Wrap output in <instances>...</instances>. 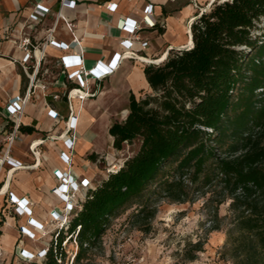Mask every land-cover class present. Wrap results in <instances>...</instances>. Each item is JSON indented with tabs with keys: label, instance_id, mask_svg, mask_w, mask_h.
Returning <instances> with one entry per match:
<instances>
[{
	"label": "trees",
	"instance_id": "obj_1",
	"mask_svg": "<svg viewBox=\"0 0 264 264\" xmlns=\"http://www.w3.org/2000/svg\"><path fill=\"white\" fill-rule=\"evenodd\" d=\"M192 36V49L145 67L150 91L132 93L127 119L109 129L114 150L139 138V151L88 192L43 264H65L69 237L79 248L73 264L81 262L135 205L132 219L145 232L157 216L156 195L181 204L197 194L215 206L213 232L227 221L234 264H264V0H218ZM228 202L231 214L220 218ZM194 251H203L201 241Z\"/></svg>",
	"mask_w": 264,
	"mask_h": 264
},
{
	"label": "crops",
	"instance_id": "obj_2",
	"mask_svg": "<svg viewBox=\"0 0 264 264\" xmlns=\"http://www.w3.org/2000/svg\"><path fill=\"white\" fill-rule=\"evenodd\" d=\"M62 1L0 0V144L10 123L6 115L7 104L28 92L31 87L29 75L36 68L35 59L30 63L24 62L27 51L18 44L27 37L33 44L28 51L32 52L34 47H38L36 55L40 58L42 51L45 55L31 87L32 98L22 118L23 127L31 128L33 133L23 131L24 142L16 144L13 149L14 159L25 167L9 175L6 181L8 191L16 198L31 202V217L42 225L51 220L53 211L61 213L65 207L54 193L60 185L58 172H70L78 182L88 179L93 188L107 178L106 172L99 167L100 162L95 163L88 158L89 155L99 156L106 152L95 146L99 136V117L111 108L110 104L104 106L105 101H115L117 97L127 100L132 93L150 91L145 67L159 66L154 62L165 53L189 49V36H186L188 24L205 14L206 10L208 13L218 0H67L71 4L63 7ZM111 4L116 5L115 10L109 9ZM149 5H154V12L149 18L151 24L146 25ZM37 6L49 8L51 12L44 19L30 21ZM127 20L141 25L135 35L140 41L149 43L145 51L138 55L145 61H123L113 76L101 82V92L97 96L68 100L66 93L81 87L78 78H70L73 70H64V56L83 55L87 70L99 61H112L116 54L124 52V42L131 38L129 30L121 27L122 22ZM51 32L53 40L67 44L78 40L80 46L69 52L55 48L47 44ZM82 79L84 90L96 89L93 80ZM50 111L57 112L59 117L53 119ZM71 111L78 119V140L73 164L69 167L63 160V154L70 152L59 136L66 129V120ZM111 126L105 129V133H108L114 150V140L109 134ZM34 143L38 145L32 152L30 148ZM113 158L110 155L105 160L113 161ZM99 173L102 176L97 179ZM2 178L5 180L6 175ZM4 206V198H0V222L3 223L0 228L1 257H6L8 263H12L13 256L17 263H25L17 255L20 240L19 249L37 254L49 246L51 238L37 241L21 239L19 226L24 225L28 217L7 213L3 220Z\"/></svg>",
	"mask_w": 264,
	"mask_h": 264
},
{
	"label": "rangeland",
	"instance_id": "obj_3",
	"mask_svg": "<svg viewBox=\"0 0 264 264\" xmlns=\"http://www.w3.org/2000/svg\"><path fill=\"white\" fill-rule=\"evenodd\" d=\"M186 36L187 33H186ZM137 99L146 95L138 91ZM104 116L99 117L98 139L95 142L97 149L105 150L100 154L104 158L99 167L107 172L117 169L121 162H125L139 151L141 139H136L131 145L125 144L122 151L113 150L111 141L105 129L114 122L125 121L124 112L129 108V98L126 100L117 97L114 101H105ZM114 108V109H113ZM26 149V148H25ZM114 157L105 160L106 157ZM99 173V179L101 176ZM195 203H171L169 199L156 195L153 198V206L157 209V216L150 221L144 231L132 219V214L137 208L135 205L130 210L122 211L117 218L112 220L108 232L101 239L99 246L89 251L88 256L77 264H234V260L228 255V225L222 223V230L214 231L216 213L215 206L208 207L210 195L197 194ZM230 202L219 207V217L225 218L231 214ZM211 208V209H210ZM199 241L203 244V251L194 253V246ZM68 258L65 264H73L79 248L75 243H69L65 247ZM196 254L195 261L186 259L187 255ZM0 264H19L13 256L12 263H8L6 257L0 258ZM30 264V263H21Z\"/></svg>",
	"mask_w": 264,
	"mask_h": 264
},
{
	"label": "built area",
	"instance_id": "obj_4",
	"mask_svg": "<svg viewBox=\"0 0 264 264\" xmlns=\"http://www.w3.org/2000/svg\"><path fill=\"white\" fill-rule=\"evenodd\" d=\"M174 1V0H173ZM67 0L62 1V7L67 5ZM116 9V5L111 4L109 9ZM50 9L43 8L37 6L35 8L34 13L31 15L30 21H39L44 19L49 15ZM154 12V5H149L146 9V18L145 24H151L149 21L150 16H152ZM123 30H129L131 33V38L124 42V52L122 54H116L110 62L99 61L92 68L87 70L85 66V61L83 59V55H65L62 59V65L65 71L73 70L70 74V78H78L80 82L81 88L72 89L68 93H66L68 100L79 99L85 100L88 98H92L97 96L101 92V82L105 79L113 76L116 73L123 61L129 59H139L141 61H145L142 58H139V54L144 52L149 43L147 41H140L139 37H137L136 32L140 30L141 25H138L137 22H132L130 20L123 21L121 24ZM52 32L48 37L47 44L58 48L60 50H65L66 52L76 50L80 46V42L75 40L71 44L61 43L51 38ZM19 47L24 48L27 51L26 58L24 60L25 63L32 62L35 59L36 68L32 75H29L30 78V86H33L34 81L36 80L38 67H40L41 60L44 58V52H40V58L36 55L38 47H34L32 52L28 51L30 47H33L32 41L29 38H24L18 44ZM82 78H90L95 82V90L94 91H86L84 90V81ZM28 90V92L23 96H17V98L12 99L7 104L6 115L10 121L9 128L4 134V139L0 144V198H4V202L6 206H4L5 210L3 213V220L6 217L7 213H12L13 215L20 217L26 216L28 217L27 222L24 225L19 226V233L21 234V239L27 238L33 241L42 240L46 238H51V242L47 248L38 251L37 254H32L23 248H20V240L17 248V255L20 260L28 262L30 264H43L48 256L50 248L54 243L57 242L60 231H67L70 225V222L73 215L77 210L81 209V205L84 202L88 192L90 190H94L93 185L90 183L88 179H83L78 182L70 172L67 173H57V178L59 180V186L54 190V193L62 200L65 207L62 212L53 211L51 214V220L46 224L42 225L39 222L35 221L31 215V207L32 204L30 201L25 198H16L13 193L9 192L7 189L6 181L9 175L16 173L20 168L25 167L19 161L17 162L14 159L13 149L16 144L24 142L23 137V121L22 118L25 113L26 106L30 102L32 98V88ZM59 98V97H56ZM50 116L53 119H57L58 113L55 111H50ZM77 126L78 119L75 116L74 112L71 111V114L66 120V129L59 136V138L65 142V145L70 153L63 154V160L69 167L73 164V155L75 150V145L78 140L77 135ZM53 139V138H52ZM34 147L36 148V143H34L30 150L33 152ZM103 156H100L98 163L103 159ZM119 168L108 170V174L114 173ZM3 175H6L5 180H2ZM8 208V209H6ZM10 210V211H9ZM9 211V212H8ZM70 238V237H69ZM69 238L63 243L64 248L69 243H75L78 248V243L76 240L73 242L69 241ZM2 256V250L0 248V258ZM61 262V261H59Z\"/></svg>",
	"mask_w": 264,
	"mask_h": 264
},
{
	"label": "bare ground",
	"instance_id": "obj_5",
	"mask_svg": "<svg viewBox=\"0 0 264 264\" xmlns=\"http://www.w3.org/2000/svg\"><path fill=\"white\" fill-rule=\"evenodd\" d=\"M205 13H207V10L205 11ZM197 18L196 19H193L192 22L190 24H188V26L186 28V31H187L186 33L189 36V39H188L187 44H188V46H189L190 49H192L193 46H194V41H193V36H192V25L197 20ZM168 56H169V54L168 53H165V54H163L161 56V58L159 60H157L154 63L159 65V64L163 63L164 61H166V59L168 58ZM102 96H104V94ZM124 116L125 117L128 116V111L127 110L124 112ZM36 145H38V143H36ZM122 164H123V162L120 163V165L118 166V168H120Z\"/></svg>",
	"mask_w": 264,
	"mask_h": 264
},
{
	"label": "water",
	"instance_id": "obj_6",
	"mask_svg": "<svg viewBox=\"0 0 264 264\" xmlns=\"http://www.w3.org/2000/svg\"><path fill=\"white\" fill-rule=\"evenodd\" d=\"M190 49V48H189Z\"/></svg>",
	"mask_w": 264,
	"mask_h": 264
}]
</instances>
